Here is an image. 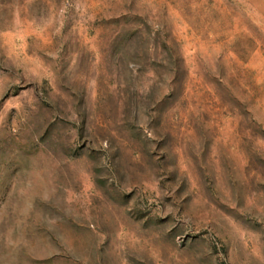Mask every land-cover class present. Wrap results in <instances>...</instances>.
Masks as SVG:
<instances>
[{"label":"rangeland","instance_id":"rangeland-1","mask_svg":"<svg viewBox=\"0 0 264 264\" xmlns=\"http://www.w3.org/2000/svg\"><path fill=\"white\" fill-rule=\"evenodd\" d=\"M0 264H264V0H0Z\"/></svg>","mask_w":264,"mask_h":264}]
</instances>
